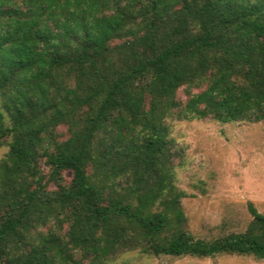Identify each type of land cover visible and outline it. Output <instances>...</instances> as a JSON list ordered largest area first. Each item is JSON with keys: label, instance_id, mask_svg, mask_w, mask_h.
Here are the masks:
<instances>
[{"label": "trees", "instance_id": "16d2710c", "mask_svg": "<svg viewBox=\"0 0 264 264\" xmlns=\"http://www.w3.org/2000/svg\"><path fill=\"white\" fill-rule=\"evenodd\" d=\"M0 100V264L264 258L251 201L243 231L184 229L170 137L264 122V0H0Z\"/></svg>", "mask_w": 264, "mask_h": 264}, {"label": "rangeland", "instance_id": "374dc122", "mask_svg": "<svg viewBox=\"0 0 264 264\" xmlns=\"http://www.w3.org/2000/svg\"><path fill=\"white\" fill-rule=\"evenodd\" d=\"M178 96L185 98L182 88ZM57 133L64 138L66 127L58 126ZM170 137L175 183L184 192L180 200L184 229L197 238L212 239L245 229L251 219L247 202L264 213L263 121L174 119ZM7 150V142L0 145V159ZM64 177L69 180L70 172ZM106 264H264V258L235 253L154 255L134 249L117 251Z\"/></svg>", "mask_w": 264, "mask_h": 264}]
</instances>
